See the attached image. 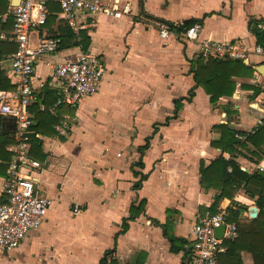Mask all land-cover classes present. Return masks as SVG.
<instances>
[{
    "label": "crops",
    "instance_id": "1",
    "mask_svg": "<svg viewBox=\"0 0 264 264\" xmlns=\"http://www.w3.org/2000/svg\"><path fill=\"white\" fill-rule=\"evenodd\" d=\"M12 1L7 0V9L0 15V23L8 17L12 20L11 28L0 35L15 41L13 19L7 14ZM121 1L131 4L130 13L115 18L81 12L75 25L62 17L58 2H49L46 22L32 28V44L48 35L62 39L57 50L43 54L36 63L32 84L39 96L47 95L50 100L55 95L57 100L55 66L83 50L102 55L106 72L97 91L82 97L74 108L65 105L72 109L66 113L75 115L67 135L57 133L54 126L58 122L50 128L52 133L35 132L41 145L34 155L43 163L34 172L35 185L54 202L42 225L30 230L19 247L10 252L0 249V264H99L110 249L115 251L108 259L116 257L120 264H194L185 249L171 251L162 225L192 245L196 215L217 194L215 189L202 187L201 162L208 164L229 155L212 144L221 138L214 125L229 123L240 131L254 128L263 113L252 104L264 107V92L253 97V90L242 84H262L264 75L257 70L260 58L253 55V74L236 76L233 94L211 103L209 94L196 83L193 65L204 39L239 40L249 47L263 43L264 35L255 22L264 19V0ZM192 18L201 19L199 36L185 42L177 31ZM162 24L169 28L168 39L160 36ZM13 53L2 55L0 68L16 87L11 72ZM181 97L190 100L183 99L174 116ZM40 103L39 98L29 107L35 123ZM228 107L236 112L228 113ZM248 111L256 114L250 124H244ZM14 129L13 118L0 116V130L9 138L0 140L1 159L7 156L6 161L0 159L7 163L6 170L0 167V201L5 198ZM147 137L150 145L141 153L137 148L146 144ZM243 152L236 159L243 170L252 172L251 164L256 161ZM133 169L147 176L138 189L134 188L138 177ZM142 198L146 199L145 211L129 222L126 232L119 233L131 203ZM254 205L256 197L239 190L233 199L222 198L217 210L244 207L242 223L234 221L240 229L238 236L260 230L248 225ZM74 206L81 211L74 213ZM241 259L243 264H254L247 251Z\"/></svg>",
    "mask_w": 264,
    "mask_h": 264
},
{
    "label": "built area",
    "instance_id": "2",
    "mask_svg": "<svg viewBox=\"0 0 264 264\" xmlns=\"http://www.w3.org/2000/svg\"><path fill=\"white\" fill-rule=\"evenodd\" d=\"M58 2L61 15L70 25H75L77 14H102L110 17H121L131 12V4L121 0H20L8 9V16L13 19V39L17 50L11 55V72L15 79L14 90H0V116L13 118L15 129L14 141L9 145L12 157L4 183L5 198L0 201V249L10 252L19 247L27 233L39 228L44 222L53 198L40 194L35 185L34 172L43 166L41 160L30 151L33 134L34 116L29 107L38 103L40 94L32 84L37 61L43 54L57 50L61 38L48 35L32 44L30 35L35 24L47 20V4ZM7 18V15L6 17ZM255 28L264 35V19L255 22ZM200 23L195 22L177 35L185 42L198 39ZM160 36L168 39L170 34L166 24L159 29ZM256 55L264 62V42L249 47L239 40L204 39L200 43L199 58L237 59L252 64L251 57ZM58 80V97L53 105L40 103L41 110L56 114L60 105L74 108L82 97L94 93L101 85L106 72V61L102 55L91 50L81 51L74 59L58 63L54 68ZM263 114L256 120L255 127L264 125V107L252 104ZM75 115L62 113L55 129L57 133L67 135ZM237 132L236 137L244 141L248 133ZM256 168L264 170V157ZM212 205V204H211ZM208 206L198 213L191 227V253L194 264H219L218 255L226 250L224 238H234L239 227L234 221L227 220L225 209L213 212ZM81 207L74 206L78 213ZM224 226L222 236L216 234L217 228Z\"/></svg>",
    "mask_w": 264,
    "mask_h": 264
},
{
    "label": "trees",
    "instance_id": "3",
    "mask_svg": "<svg viewBox=\"0 0 264 264\" xmlns=\"http://www.w3.org/2000/svg\"><path fill=\"white\" fill-rule=\"evenodd\" d=\"M7 5V0H0V15L6 11ZM199 21H201V19H187L184 21L181 28L185 29L186 27ZM11 24L12 20L9 17L6 21L1 22L0 34L2 30L10 29ZM16 50L17 43L15 41L3 39L0 35V60L4 53H12ZM192 70L194 72L196 83L201 85L209 94L211 103H216L222 96H231L233 94L237 84L235 80L236 76H250L254 72V68L250 63L237 59L203 60L201 58H197ZM242 86L245 88H251L253 90V97L257 96L261 92H264V83L256 86L242 84ZM14 87V84L0 68V90L14 89ZM193 92L194 91L192 90L191 95ZM183 99L190 100V97H181L177 99L174 116L177 115ZM54 100L55 95L53 99L50 100L47 99V95L42 94L40 96V101L45 104H51ZM36 108L37 122L33 125L34 132L31 135V142L33 143V145H31V153L33 155H38L36 148L40 150L41 145V141L36 136L35 132L40 131L44 133H52L54 130L50 128H52L54 123L58 122L61 114L64 112H72V109L66 107L65 105L59 106L56 110V114L51 113L48 110H41L38 106ZM227 111L228 113H234L236 112V109L228 107ZM214 127L221 132V138L212 144L216 147H220L229 155H220L211 160L208 164L204 161L201 162L200 183L202 187L204 189L212 188L217 190L211 210L213 212L217 210L218 203L222 198L233 199L239 190H243L245 193L256 197V205L259 208L257 216L250 219L248 225L250 227L260 229L258 232L241 233L234 238H224L223 244L226 246V250L218 255L219 264H243L241 259V253L243 251L251 253L254 264H264V170L256 169L252 172H247L242 169L240 163L236 159L238 154H244L243 150H246L251 154L250 159L253 161L258 162L264 157V125L255 127L253 132L248 133L246 140L244 141L239 140L236 137V133H244L246 131L236 130L231 127L229 123L215 124ZM0 140H9V138H7L1 130ZM149 145L150 142L147 137L146 144L139 146L137 150L143 153ZM1 160L6 161L7 156H2ZM137 164L139 166H143L142 161H139ZM0 167L6 170L7 163L0 162ZM133 173L136 177H138V179L134 182V188L138 189L142 185V181L146 179L147 176L136 169H133ZM145 205V198L131 203L129 216L123 219L119 233H124L128 230L130 225L129 222L145 211ZM237 207L239 208H228L227 220L242 223L240 220V214L244 207ZM155 222L157 221L155 220ZM162 226L165 236L171 242V251L179 252V250L185 249L186 255H189L191 253V246L186 245L187 240L173 235L170 231H168V226ZM114 251L115 249H110L105 252V255L102 257L99 264H120L116 257L112 256L108 259V256Z\"/></svg>",
    "mask_w": 264,
    "mask_h": 264
},
{
    "label": "water",
    "instance_id": "4",
    "mask_svg": "<svg viewBox=\"0 0 264 264\" xmlns=\"http://www.w3.org/2000/svg\"><path fill=\"white\" fill-rule=\"evenodd\" d=\"M20 0H13L12 3L13 4H17ZM257 70L264 75V62H262L260 65L257 66ZM258 214V207L257 206H252L251 209H250V216L251 217H256ZM223 230H224V226H221L219 228H217L216 230V234L217 236L221 237L222 236V233H223Z\"/></svg>",
    "mask_w": 264,
    "mask_h": 264
},
{
    "label": "rangeland",
    "instance_id": "5",
    "mask_svg": "<svg viewBox=\"0 0 264 264\" xmlns=\"http://www.w3.org/2000/svg\"><path fill=\"white\" fill-rule=\"evenodd\" d=\"M247 114H248V118H247V122H245L244 124H250V122L254 119V116H255V114L256 113H254L253 111H251V112H247ZM260 114H262V113H260ZM242 115H245V113H243ZM257 115H258V113H257ZM256 115V116H257ZM247 156L250 158V155H248L247 154ZM257 163L258 162H256L255 164H251V170H256L257 168H256V165H257ZM241 165V164H240ZM255 168V169H254Z\"/></svg>",
    "mask_w": 264,
    "mask_h": 264
}]
</instances>
